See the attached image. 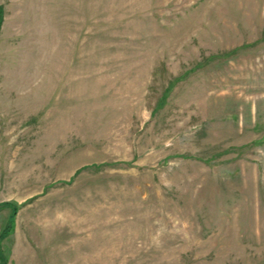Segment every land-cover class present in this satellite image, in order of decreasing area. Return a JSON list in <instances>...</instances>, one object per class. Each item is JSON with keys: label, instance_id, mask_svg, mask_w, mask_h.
I'll use <instances>...</instances> for the list:
<instances>
[{"label": "rangeland", "instance_id": "1", "mask_svg": "<svg viewBox=\"0 0 264 264\" xmlns=\"http://www.w3.org/2000/svg\"><path fill=\"white\" fill-rule=\"evenodd\" d=\"M0 6L7 264H264V0Z\"/></svg>", "mask_w": 264, "mask_h": 264}, {"label": "trees", "instance_id": "2", "mask_svg": "<svg viewBox=\"0 0 264 264\" xmlns=\"http://www.w3.org/2000/svg\"><path fill=\"white\" fill-rule=\"evenodd\" d=\"M2 16H3V10H2V7L0 6V23L2 21ZM1 205H7L9 207L12 206L11 218L8 220V222L5 225V227L0 232V260L2 261L1 264H7L8 258L4 255V251H3V248L1 247V245H2L1 243H2V240L4 238H6L13 230V227H14V212L16 210V207L13 206L9 202H5L4 204H0V206Z\"/></svg>", "mask_w": 264, "mask_h": 264}]
</instances>
